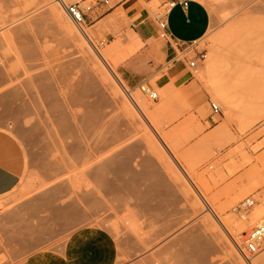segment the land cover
<instances>
[{
	"label": "rangeland",
	"instance_id": "rangeland-1",
	"mask_svg": "<svg viewBox=\"0 0 264 264\" xmlns=\"http://www.w3.org/2000/svg\"><path fill=\"white\" fill-rule=\"evenodd\" d=\"M65 1L61 7L57 0H0V98L14 92L5 97L11 101L9 108H21L14 116L0 101V134L10 163L22 177L13 191L0 196V264H22L30 253L60 246L73 230L87 225L114 236L117 264H264V250L251 262L238 246L264 219V109L246 114L248 108H264V82L256 74L255 83L245 84L239 91L245 105L231 112L214 87L235 80L230 78L237 75L238 60L247 65L251 60V68L261 69L257 55L264 49V0H201L211 25L197 43L202 53L197 66L183 65L182 73H188L183 78L175 77L178 68L168 64L169 46L159 34L129 51L134 30L124 11L115 13L114 28L98 24L96 34L87 18L81 28L66 8L80 0ZM89 4L96 2H82ZM160 4L154 0L149 5L155 16L163 11ZM66 19L87 35L65 37ZM113 31L114 36H107ZM93 79L111 91L118 111L115 128L102 129L85 119L87 104L96 99L87 97L89 87L96 85ZM44 82L61 100H68L70 113L84 116L74 137L63 136L52 120L51 106L40 92ZM142 82L157 91L159 99L143 94ZM257 94L263 96L258 99ZM23 98L28 100L22 103ZM133 98L147 108L145 113ZM212 103L219 105L218 113L212 112ZM222 125L227 130L217 134ZM75 144L89 152V162L103 161L113 148L116 160H129V169L115 166V172H106L115 191L82 170L93 163L83 164L88 156L74 152ZM249 197L254 204L248 212H236ZM232 221L240 224L232 227Z\"/></svg>",
	"mask_w": 264,
	"mask_h": 264
},
{
	"label": "crops",
	"instance_id": "crops-1",
	"mask_svg": "<svg viewBox=\"0 0 264 264\" xmlns=\"http://www.w3.org/2000/svg\"><path fill=\"white\" fill-rule=\"evenodd\" d=\"M154 0H80L77 2L93 3V10L87 14L94 33H99L98 24L115 27V13L124 11L129 27L141 40H149L159 34L158 22L149 5ZM160 7L173 0H160ZM173 6L167 17L170 34L184 42H198L209 31L211 16L201 0H187L185 7L181 1ZM112 4V5H111ZM111 5V6H110ZM115 32H109L110 38ZM114 40V39H113ZM112 42V39H110ZM167 46H169L167 42ZM168 64L176 68L175 77L183 78L188 73L184 64H172L170 46L167 51ZM132 61L129 62V64ZM129 70H125L128 72ZM21 173L10 163L5 138L0 134V196L13 191L21 182ZM119 248L114 236L105 228L95 225L81 226L73 230L62 245L39 249L30 253L22 264H117Z\"/></svg>",
	"mask_w": 264,
	"mask_h": 264
},
{
	"label": "bare ground",
	"instance_id": "bare-ground-1",
	"mask_svg": "<svg viewBox=\"0 0 264 264\" xmlns=\"http://www.w3.org/2000/svg\"><path fill=\"white\" fill-rule=\"evenodd\" d=\"M65 0H57V2L59 3V4H61L60 6L61 7H63V3L65 4V2H64ZM57 3V4H58ZM58 4V5H59ZM60 8V7H59ZM61 9V8H60ZM60 9H58V8H56V11L58 12V10H60ZM261 9V8H260ZM61 11H63V10H61ZM63 13V12H62ZM59 16H61L60 15V11H59ZM64 15V14H63ZM65 16V15H64ZM64 16H63V19H64ZM71 20V19H70ZM64 23L66 24V25H64L65 27L63 28L64 30H62V32H64L65 33V37H67V36H73V37H75L76 38V36H77V39L76 40H78V37L79 36H81V33H83V34H86L87 35V31L85 30V29H83V31L80 33L79 31H78V29L75 27V25L71 22V21H69V19L67 20H64ZM249 27V26H248ZM58 31H60V29L58 30ZM251 31V30H250ZM57 32V31H56ZM61 32V31H60ZM241 32H243V31H241ZM245 32V31H244ZM58 33V32H57ZM80 34V35H79ZM82 34V35H83ZM129 35V34H128ZM242 35L243 34H241V36L240 37H242ZM244 35H245V33H244ZM87 37V36H86ZM88 37H90V36H88ZM245 37V36H244ZM245 38H247V36L245 37ZM89 39V38H88ZM129 39V41H130V44H129V46L128 47H130V52H133L135 49H136V47H137V45L141 42L139 39H138V37H137V35L135 34V33H132L131 32V34H130V37L128 38ZM244 39V38H243ZM81 40V39H80ZM87 40V39H86ZM91 40V39H90ZM246 41V40H245ZM264 41V40H263ZM128 42V41H127ZM247 42H248V40H247ZM65 43V42H64ZM67 43V42H66ZM79 44H81L80 42H78ZM77 44V43H76ZM251 44V43H250ZM72 45V44H71ZM82 45V44H81ZM80 45V46H81ZM90 45V44H89ZM73 46V45H72ZM74 46H75V44H74ZM127 46V45H126ZM70 47V46H69ZM126 48V47H125ZM240 48V47H239ZM73 49V48H72ZM80 49V48H79ZM28 50H29V48H28ZM81 50V49H80ZM91 50V49H90ZM126 50H128V48H126ZM31 51L33 52V50L32 49H30V53H31ZM84 51V50H83ZM85 51H86V49H85ZM29 52V51H28ZM61 52V51H60ZM79 52V51H78ZM91 52V51H90ZM95 52V51H94ZM125 52V51H124ZM260 52H263L262 54L261 53H259L258 55H257V57H258V60H261V65L259 66V67H261V69H257V70H255V69H253V68H251L250 67V65H254V63L252 64L251 63V60L249 61L250 63H249V65H247L246 64V60H245V62H243V64H242V61L239 63V60L238 61H236V62H234L235 64H236V68H235V70L237 71V75H236V77H234L235 75L233 74V76H232V78H230V79H233V78H235V80L234 81H231V82H228V81H226L227 83H229L227 86H224V85H226L227 83L225 82V84L223 83V85H222V83H220V84H217V85H215L214 87H215V91H216V93H217V98L220 100V101H222V103H225L229 108H230V112H231V110H233L234 109V107L235 106H237V105H241V106H244L245 104H244V97H243V94H242V96L240 97V93H239V91L244 87V86H246L248 83H250V82H254L255 83V81H256V79H257V77H256V74H258L259 76H260V79H262V80H260L259 78H258V80L261 82V81H263L264 82V49H263V47H262V50H260ZM34 53V52H33ZM67 53V52H66ZM93 53V52H92ZM97 53V52H96ZM69 54V53H68ZM86 54V53H85ZM88 54V53H87ZM124 54V53H123ZM90 55V54H89ZM87 56V57H90V56ZM100 55V54H99ZM98 55V56H99ZM105 55L106 54H104V55H102V53H101V57H103L104 59H106L105 58ZM97 56V57H98ZM59 57V56H58ZM101 57H100V59H98V61L99 60H101ZM107 57V56H106ZM128 57V56H127ZM260 57V58H259ZM60 58V57H59ZM69 58V57H68ZM86 58V57H85ZM99 58V57H98ZM63 59V58H62ZM218 59V58H217ZM247 59V58H246ZM93 60V59H92ZM96 60V59H95ZM257 60V59H256ZM257 60V61H258ZM72 61H73V59H72ZM97 61V60H96ZM255 61V60H254ZM101 62V61H100ZM239 64H238V63ZM256 62V61H255ZM259 62L260 61H258V65H259ZM59 63V62H58ZM61 63V62H60ZM68 62L66 61V64H67ZM72 63V62H71ZM97 63V62H96ZM245 63V64H244ZM248 63V62H247ZM100 64V63H99ZM105 64V63H104ZM213 64H215V63H211V64H209V66H208V69L210 70L211 69V67L213 66ZM256 64H257V62H256ZM64 65H65V63H64ZM63 65V66H64ZM102 65V64H101ZM61 66V65H60ZM99 66V65H98ZM255 66V65H254ZM55 67V66H54ZM68 67V66H67ZM101 67V66H100ZM99 67V68H100ZM103 67V66H102ZM100 68V69H102L103 71H105V69H103V68ZM218 67V66H217ZM233 67V66H232ZM253 67V66H252ZM257 67V66H256ZM258 67V68H259ZM60 68V67H59ZM58 68V69H59ZM63 68V67H62ZM61 68V69H62ZM98 68V67H97ZM47 69V68H46ZM55 69V68H54ZM53 69V70H54ZM99 69V70H100ZM233 69H234V67H233ZM60 70V69H59ZM62 70H64V69H62ZM102 70H100V71H102ZM215 70H216V68H215ZM234 70V71H235ZM108 71V70H107ZM233 71V72H234ZM236 71L234 72V73H236ZM57 72V71H56ZM73 72V71H72ZM41 73H42V71H41ZM95 73V72H94ZM97 73V72H96ZM109 73H110V71H109ZM220 73V72H219ZM40 74V73H39ZM44 74V73H43ZM65 74V73H64ZM102 74V73H101ZM218 74V73H217ZM216 74V75H217ZM47 75V74H46ZM111 75V74H110ZM5 76V75H4ZM92 76V78H93V75H91ZM98 76H99V74H98ZM111 76H114V75H111ZM54 77H55V75H54ZM97 77V76H96ZM95 77V78H96ZM100 77V76H99ZM106 77V76H105ZM256 78V79H253V78ZM55 78H57V76L55 77ZM65 78V77H64ZM68 78V77H67ZM70 78V77H69ZM90 78V77H89ZM114 78V77H113ZM54 79V78H53ZM58 79V78H57ZM100 79H102V78H100ZM92 80V79H91ZM96 80H98V79H93V82L95 81L96 82ZM103 80V79H102ZM108 79H106L105 81H107ZM255 80V81H254ZM70 81V80H69ZM101 81V80H100ZM109 81V80H108ZM107 81V82H108ZM219 82H220V80H219ZM253 83V84H254ZM262 83V82H261ZM69 84V83H68ZM89 84H92V83H89ZM105 84V83H104ZM246 84V85H245ZM109 85H111L110 83H109ZM249 86H250V84H248ZM247 85V86H248ZM252 85V84H251ZM262 85V84H261ZM263 85H264V83H263ZM108 87V86H107ZM112 87V86H111ZM110 87V88H111ZM109 88V87H108ZM113 88V87H112ZM121 88V87H120ZM55 89H57V88H55ZM85 89H88V88H85ZM262 89V88H261ZM6 90V89H5ZM4 90V91H5ZM110 90V89H109ZM109 90L101 83V82H96V85H92V86H90L89 87V89H88V96L87 97H95L96 99H95V102H90V104H87V107H89L88 109V112H87V114H85V116H87V118L85 117V119H89L90 121H92L93 123H95V126H100V128H102L103 129V127H112V128H115V117H116V114H117V112L118 111H116L117 110V107H115V104H113V98H112V96H111V94H110V92H109ZM263 90V89H262ZM262 90H261V92H262ZM64 91V90H63ZM67 91V90H66ZM119 91V90H118ZM118 91H117V94L119 95V94H121V93H118ZM40 92H43L41 95L42 96H45V98L44 99H47L48 100V102H49V104H50V106H51V108H50V106L49 105H47V106H49L48 108H50L51 110H52V112H53V117H52V120H54L55 119V121H57V123H58V125H59V127H60V132L63 134V136L64 135H66L65 137H74V134L76 133V129H75V126L77 127L78 125L79 126H81V124L84 122V116L83 117H79L77 114V116L76 115H74V112L73 113H70V110H69V107H71V106H68V100L66 101V100H61V98L59 97V93H57L56 92V90H54V88L51 86V85H49V84H46L45 82L42 84V91H40ZM60 92V91H59ZM116 92V90L113 92V93H115ZM10 93V92H9ZM14 93V92H13ZM12 93V94H13ZM18 93H20V92H18ZM18 93H17V95H18ZM24 93H25V91H24ZM65 93H68V92H64V94ZM8 94V93H7ZM7 94H5V96H3V97H1L0 98V101H4V103H5V108H6V106H7V113L8 114H11V115H14L15 116V114H19V113H21V108L19 107V109H17V110H12V109H10L11 107L9 106V104L11 103V101H10V103H9V100H6V98L5 97H11V95L10 94H8V96H7ZM44 94V95H43ZM69 94V93H68ZM259 94H261V93H259ZM259 94H257L256 96H258L257 98L259 99V97H261V96H263V95H259ZM10 95V96H9ZM17 95H16V98H17ZM20 95V94H19ZM23 95V94H22ZM79 95V94H78ZM84 95V94H83ZM117 95V97H119ZM13 96V95H12ZM41 96V97H42ZM65 96H67V95H65ZM86 95H84V97H85ZM116 96V95H115ZM21 98H22V96H20ZM25 97H27V96H25ZM38 97H40V96H38ZM69 97V96H68ZM116 97V98H117ZM125 97V96H124ZM16 98H12V99H16ZM29 98V97H28ZM121 98V97H120ZM264 99V96L263 97H261L260 99ZM10 100H11V98H9ZM76 99V98H75ZM93 99V98H92ZM112 99V100H111ZM122 99V98H121ZM17 100H18V98H17ZM23 100H25V101H27L28 99L27 98H23L22 99V103H23ZM43 100V99H42ZM90 100V99H89ZM88 100V101H89ZM119 100V99H118ZM122 100H124V105H125V107L130 111V110H133L132 108V105H131V103L127 100V99H122ZM132 100H134V104H137L138 105V108H140V110L143 112V113H145L146 112V109H145V106H143V104H139L137 101H135L136 99H132ZM237 100H239V102L237 103ZM16 101V100H15ZM25 101H24V103H25ZM45 101V100H44ZM76 101V100H75ZM81 101V100H80ZM87 101V102H88ZM31 102V101H30ZM85 102V101H84ZM87 102H85V103H87ZM116 102V101H115ZM123 102V101H122ZM75 103V102H74ZM17 104H19L18 103V101H17ZM46 104H48V103H46ZM73 104V103H72ZM117 104V103H116ZM121 104V103H120ZM119 104V105H120ZM3 105V104H2ZM78 105V104H77ZM118 105V106H119ZM20 106H21V104H20ZM22 106H23V104H22ZM27 106V103L25 104V107ZM30 106V105H29ZM117 106V105H116ZM10 107V108H9ZM124 107V108H125ZM246 108V107H245ZM245 108L243 109V110H245ZM24 109V111L26 112V109L27 108H23ZM29 109V108H28ZM71 109V108H70ZM105 109V110H104ZM106 109H108V110H106ZM119 109V108H118ZM121 109V108H120ZM247 109V108H246ZM264 108H263V104H261V105H259V106H257L256 108H251L250 110H249V108H248V110H246V111H249L250 113H246V114H248V116L251 114V112H254V111H262ZM50 110V111H51ZM126 110V109H125ZM6 111H5V113H6ZM27 111H29V110H27ZM134 111V110H133ZM246 111H244V112H246ZM81 112V111H80ZM115 112H116V114H115ZM122 112V111H121ZM120 112V113H121ZM140 112V111H139ZM244 112H243V114H244ZM4 113V114H5ZM6 113V114H7ZM28 113H30V112H28ZM82 113H84V112H82ZM120 113H119V115H120ZM131 113H134V112H132L131 111ZM131 113H127L128 115L129 114H131ZM147 113H149L148 112V110H147ZM22 114H23V112H22ZM124 114V113H123ZM242 114V113H241ZM29 115V114H28ZM3 116V115H2ZM51 116V115H50ZM130 116V115H129ZM14 118H16V117H14ZM54 118V119H53ZM11 119V118H10ZM19 119V118H18ZM84 119V120H83ZM137 119V118H136ZM88 120V121H89ZM129 120V119H128ZM245 120V119H244ZM54 121V122H55ZM75 121V125H73L74 122ZM81 121H83V122H81ZM80 122H81V124H80ZM119 122H121V121H119ZM119 124V123H118ZM121 125H123V123L122 124H120L119 125V127H121ZM128 125H131V129L132 128H134V127H132V124L130 123V124H128ZM127 125V126H128ZM57 127V126H56ZM59 127H58V129H57V131L59 130ZM98 127L96 128V129H98ZM226 127V125L224 126V125H222L219 129H217V134H219L220 132H223L225 129L227 130V128H225ZM112 128H110V129H112ZM80 130H81V128H79ZM79 129H77V130H79ZM121 129V128H120ZM126 129H128L127 127H126ZM80 130H79V133H80ZM128 130H130V129H128ZM115 131V130H114ZM121 131H126V130H123V128H122V130ZM127 133H128V131H126ZM131 132V131H130ZM60 133V134H61ZM123 133V132H122ZM125 133V132H124ZM123 133V134H124ZM132 133V132H131ZM130 134V133H129ZM216 134V133H215ZM222 134V133H221ZM78 135V132H77V134H76V136ZM125 135V134H124ZM62 136V135H61ZM82 146V145H81ZM81 146H78L77 144H75V146H74V148L73 149H77V151H75V150H73L74 152H78V155L80 156H83V154H84V152H85V154H87V153H89V152H86V151H84L83 150V148H82V150H81ZM133 150V149H132ZM131 152V151H130ZM81 153V154H80ZM83 153V154H82ZM110 153H111V151H110ZM84 154V155H85ZM90 155V154H89ZM87 156H88V154H87ZM84 158H85V156H83ZM116 157H115V149L113 148L112 149V153H111V155L110 156H108L106 159H104L103 161L101 160V162H99L100 160H98V161H95L94 163L96 164V162H98L97 164H96V166H95V164L93 163V160L91 159V163H93V164H91V166L92 167H85L84 165H86L88 162H89V156H88V158L86 157L85 159H87L88 161H86V160H83L84 162H83V164L84 163H86V164H84V165H82V166H84V167H82L83 169L82 170H86L87 169V171H86V174H89L90 173V175L91 176H93V177H95V178H97V180H99V181H102L103 183H105L108 187H109V190H111V191H115V187H113L112 186V181H110L108 178H107V176H106V172L107 171H112V172H115V166H119V167H122V168H126V169H129V165L128 164H130V163H128L127 162V160H125V159H121V160H116L115 159ZM98 159V158H97ZM101 159V158H100ZM129 161V160H128ZM90 162H89V164H90ZM128 163V164H127ZM94 165V166H93ZM57 167V166H56ZM89 170V171H88ZM89 172V173H88ZM73 179H74V177H73ZM72 179V180H73ZM71 182V181H70ZM73 182V181H72ZM71 182V183H72ZM111 182V183H110ZM92 193V192H91ZM86 194V193H85ZM89 197V196H88ZM35 211V210H34ZM45 215V214H44ZM233 222H235V221H232V223ZM231 222H230V225H233L232 227H237L239 224H240V222H238V223H236V224H232ZM259 224H262V225H264V219H260V221H259ZM239 228V227H238ZM242 228V226H240V229ZM196 242V241H195ZM194 242V243H195ZM24 244V243H23ZM198 244H200L201 245V243H198ZM235 258V257H234ZM252 264H259V262H254V263H252Z\"/></svg>",
	"mask_w": 264,
	"mask_h": 264
},
{
	"label": "built area",
	"instance_id": "built-area-1",
	"mask_svg": "<svg viewBox=\"0 0 264 264\" xmlns=\"http://www.w3.org/2000/svg\"><path fill=\"white\" fill-rule=\"evenodd\" d=\"M177 2V0L168 2L163 6V11L157 14L156 19L158 22L159 36L165 39L170 46V50L172 51L170 62L172 64L182 63L186 65V67L195 68L198 61L197 55L202 54L198 51V42H184L178 40L174 38L169 32L167 17L170 13L171 8L175 6ZM181 3L185 7H187L188 5L187 0H182ZM93 6V4L82 5L80 2L66 4L68 12L72 16L76 24L81 28H83V24L86 22L87 14L93 10ZM192 53H194V55ZM139 88L143 92V94H145L150 99H159L158 92L153 90L147 83L142 82L141 84H139ZM211 110L213 113H218L220 111V107L218 104L212 103ZM253 204L254 199L252 197H249L243 200L235 208V210L238 213L248 212ZM238 246L246 259L252 262V257L256 256L264 250V225L259 224L251 228L250 231L245 235V239L243 240L242 244H238Z\"/></svg>",
	"mask_w": 264,
	"mask_h": 264
}]
</instances>
